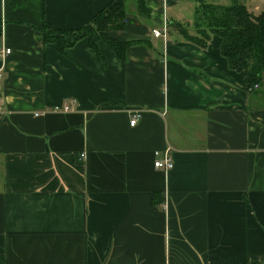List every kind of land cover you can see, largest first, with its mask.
I'll list each match as a JSON object with an SVG mask.
<instances>
[{
  "label": "crops",
  "instance_id": "crops-1",
  "mask_svg": "<svg viewBox=\"0 0 264 264\" xmlns=\"http://www.w3.org/2000/svg\"><path fill=\"white\" fill-rule=\"evenodd\" d=\"M109 1L0 0V264H264L263 94L217 35L201 47L173 27L192 30L196 0H145L148 19L126 0L108 35L149 44L121 61L98 40L104 65L86 38L61 53L34 28Z\"/></svg>",
  "mask_w": 264,
  "mask_h": 264
},
{
  "label": "trees",
  "instance_id": "trees-1",
  "mask_svg": "<svg viewBox=\"0 0 264 264\" xmlns=\"http://www.w3.org/2000/svg\"><path fill=\"white\" fill-rule=\"evenodd\" d=\"M126 0H110L87 23L75 28H62L44 20L40 27H34L41 33L44 42H53L58 51L64 53L66 48L78 39L86 38L88 45L94 49L101 64L105 62L97 52L96 42L104 41L125 61L126 49L135 44L148 46L145 39L117 40L107 31L119 30L125 26L124 3ZM227 4L196 0L192 13V30L187 25L174 24L173 27L187 41L201 47L207 44L212 35H217L220 53L227 60L228 67L243 72L248 94H264V0L258 13L253 12L251 0H227ZM136 12L148 19L150 10L145 0H135ZM172 25V22H171ZM170 24L167 23V30ZM168 32V31H167ZM1 33V28H0ZM256 85V87H254ZM158 193L152 194V202L158 204ZM241 264H259L246 261Z\"/></svg>",
  "mask_w": 264,
  "mask_h": 264
},
{
  "label": "built area",
  "instance_id": "built-area-1",
  "mask_svg": "<svg viewBox=\"0 0 264 264\" xmlns=\"http://www.w3.org/2000/svg\"><path fill=\"white\" fill-rule=\"evenodd\" d=\"M151 33L155 37H163V38H165L166 37V25H165V23L159 29L158 28H153L151 30ZM9 51L10 50L8 48H4L1 51L0 55L3 56L5 54L9 53ZM254 87H256V85ZM71 106L72 105H67L65 103H62L60 106L59 105L56 106L54 108V110L55 111H64L65 112V111L70 110ZM138 116H139V110L132 111L131 115H130L129 124L133 125L135 123V121L137 120ZM154 154H155V158H154V162H153L154 167L160 168V169H162L164 171H167L170 168H172L173 160H172V157L170 155V148L169 147L164 149L162 152L155 151ZM83 156H84L83 153L79 154V158H82Z\"/></svg>",
  "mask_w": 264,
  "mask_h": 264
},
{
  "label": "rangeland",
  "instance_id": "rangeland-1",
  "mask_svg": "<svg viewBox=\"0 0 264 264\" xmlns=\"http://www.w3.org/2000/svg\"><path fill=\"white\" fill-rule=\"evenodd\" d=\"M253 1L254 2H258V3H256V5L259 6V7H257V9H255V12L258 13L260 8H261L263 0H253ZM214 2H217V3H220V4H227L228 1L227 0H214ZM262 90L264 92V85L262 86ZM261 98L263 99L262 101H264V94H263V96ZM262 103H264V102H262Z\"/></svg>",
  "mask_w": 264,
  "mask_h": 264
}]
</instances>
